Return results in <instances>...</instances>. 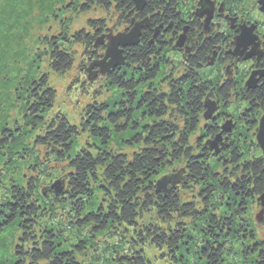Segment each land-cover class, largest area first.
<instances>
[{"label":"trees","instance_id":"1","mask_svg":"<svg viewBox=\"0 0 264 264\" xmlns=\"http://www.w3.org/2000/svg\"><path fill=\"white\" fill-rule=\"evenodd\" d=\"M3 2L13 17L0 15V252L8 242L14 249L0 264H153L151 249L173 262L194 253L182 264H264V221L250 213L264 191L263 153H246L241 137L225 156L210 152L206 142L222 132L223 118L204 117L207 99L235 107L248 115L238 123L247 134L264 111V87L223 82L220 67L208 64L215 41L196 45L199 68L174 72L180 61L171 64L144 35L124 49L128 68L104 77L120 99L89 104L71 123L61 111L50 114L57 94L41 68L63 76L79 59L87 75L105 50L87 28L102 31L108 21L95 15L74 30L76 17L116 11L125 24L133 0ZM165 5L148 0L144 11ZM43 14L59 32L32 33ZM83 132L96 142L75 152ZM121 138L127 148H113ZM165 177L168 192H158ZM56 180L65 182L60 194Z\"/></svg>","mask_w":264,"mask_h":264},{"label":"flooded vegetation","instance_id":"2","mask_svg":"<svg viewBox=\"0 0 264 264\" xmlns=\"http://www.w3.org/2000/svg\"><path fill=\"white\" fill-rule=\"evenodd\" d=\"M164 1L165 6L157 7L158 9L151 12V9L144 11L148 0L142 9L136 8L133 0L134 7L129 12V21L125 24L119 22L120 17L114 11L113 17H115V20L113 22L116 23L117 28H121L120 30L110 29L109 24L102 31L99 27L95 30L88 27V30L99 34V38L129 30L135 22L147 19L149 26L142 29L141 37H144V35L152 37V44L157 46V52L162 51L163 54L171 56V64L180 61L178 65L171 68L173 71H176L180 65L186 68H196L197 66L192 59L195 58L196 45H199L200 40L215 41L213 56L208 64L212 67L215 65L220 67L221 73L219 75L222 77L223 82L225 80L228 83H242L247 87L248 79L255 73L256 86L254 88L264 87V12L260 10L259 0H244L240 6L234 5L235 0ZM111 4H116V1ZM133 18L135 22H132ZM243 28L248 31V35L246 34L241 40L237 37L240 36ZM254 36L256 37L254 38ZM180 42L181 44H178ZM130 47L125 49H130ZM124 67H127V65L115 67L107 72L105 76L121 71ZM222 106L221 103L218 104L212 121L220 117L225 120L232 118L238 124L240 119L245 118L244 115L248 116L246 112H242L240 116L238 115L239 112L236 113L237 111L222 110ZM256 122L258 127V120ZM243 123L245 125V121ZM219 131L220 129L217 130V133ZM222 139L226 142H219L217 148L221 149L219 155L223 154L225 156L230 152V148L234 146L235 140L238 139L235 138L232 141L234 139L233 135L225 132L222 133ZM208 147L211 150L210 152L216 151L215 148L212 150L210 146ZM259 149L262 152L260 146Z\"/></svg>","mask_w":264,"mask_h":264},{"label":"rangeland","instance_id":"3","mask_svg":"<svg viewBox=\"0 0 264 264\" xmlns=\"http://www.w3.org/2000/svg\"><path fill=\"white\" fill-rule=\"evenodd\" d=\"M47 2H49V1H46V3ZM8 5L9 4L7 2H3V0H0V15L2 14V15L8 16L9 13H11ZM48 8L49 7L46 6V9H48ZM7 9H9L8 12H7ZM51 9H54V5ZM43 10H45L44 7H43ZM4 11L7 12V14H3ZM35 12H37V10ZM35 12H32L33 18H34ZM113 14H114V12H113ZM95 15L107 18V21H108L107 24H109L110 29H112V30H113V28H116L118 30L121 29L119 27L117 28L116 23L113 22L115 20V17H113V15L110 18L108 15H105L103 12H97L95 14L93 11H91L90 13H87L86 15L76 17V21L74 22L72 28L74 30L79 29L80 27H82V25H84V23L86 22V19L94 17ZM10 17H13L12 13H11ZM54 19L55 18L51 14L49 16H46L45 14H43L42 21L38 20L37 23H35V28L32 31V33L35 36H38L40 34L43 35L45 32H47L49 34L59 32L60 29H59V25H57L58 22L57 21L53 22ZM113 23H114V25H113ZM49 29H51V30L48 32ZM87 29H89V28H87ZM35 42L36 41H34V44H35ZM41 70H43L44 72H47L49 74L50 85L53 88H55L56 94H57L54 107L51 110L50 114L52 115L57 111H61L68 116L71 123H78V124L80 123L82 114L84 112V108L89 104L102 103V102L108 101L109 98L112 100V102L116 101V100L118 101L120 99V98L118 99V97L120 96L121 89L119 91L118 88H115L112 85H109L108 83H106L105 82L106 80L104 78V77H106L105 74H99L98 77L94 81H92L94 83L85 84L84 80H82V79H85L86 80L85 82H89V81L87 80V75L83 71H81V69L79 68V59L76 61L72 70L68 71L63 76L53 72L50 68H48L46 66V63H44ZM174 72H176V71H174ZM77 77L80 79V81H75V79ZM216 104H217V102H216ZM232 110L235 111L236 110L235 107ZM12 114L17 115L16 110H13ZM263 114H264V112L262 113V115ZM262 115L259 117L258 122H260ZM244 117H246V115H244ZM230 119L233 122V129H232V131L225 132V133L232 134L233 137H235V138L241 137L242 146L244 147V150L246 151V153L247 152L249 153L251 151H258L257 149L259 148V145H258V140H257V136H256L258 127L254 128L255 130H253V131L249 130V132H247V134H246L244 129H243V127L246 124L244 125V123L242 122V124L239 125V124H237V122H234L232 118H229V120ZM229 120H227V121H229ZM227 121H225V119H223L222 125L225 124ZM242 125H244V126H242ZM90 135L91 134H89V133L83 132L82 135H80L77 138L75 145H74L75 146L74 147L75 152L87 144H90V143L94 144L96 142V138L93 136H90ZM223 141H224V143L226 142V140L222 139V142ZM119 143H121L122 145H119ZM127 145H128V143L123 142L122 138L117 139L116 141L112 142V147L116 148L118 150H120V149L125 150L127 148ZM207 146H210V145H207ZM212 150H214V149H212ZM170 171L171 170L164 171L162 173V176L168 175V173ZM260 210H261L260 202L259 203H258V201L253 202L250 205V213H252V215H253V217H255V219H256V216ZM256 222H257V220H256ZM258 231L260 232L261 236L264 237V231L261 228H258ZM8 243L11 244V247H10V244L9 245H6V243L4 244V247L0 252V262L2 261V256L5 253L6 249H10V250L14 249V243L13 242H8ZM149 257L152 260L153 264H182L183 263L182 259L184 257L187 259V261L190 259L193 260L194 259V253L189 254L188 252H182L181 254H179V257H180L179 261L173 262V260H171L167 256H162V252L160 250H156V249L152 250L151 249Z\"/></svg>","mask_w":264,"mask_h":264},{"label":"water","instance_id":"4","mask_svg":"<svg viewBox=\"0 0 264 264\" xmlns=\"http://www.w3.org/2000/svg\"><path fill=\"white\" fill-rule=\"evenodd\" d=\"M147 0H134L135 7L138 9H142L146 4ZM260 10L264 12V0H259ZM132 22H135V19H132ZM146 26H149V22L146 20L135 22L132 28L126 31L118 32L117 34H108L106 36L99 37L95 42V47H99L100 45H105V52L103 57L99 59H95L90 62L87 67V75L90 81H94L99 74H106L111 69L115 67H121L126 65V57L124 55V49L126 47L135 46L139 44L142 29ZM246 34L248 35V31L243 28L242 33L237 38L243 39ZM256 36H254L255 38ZM178 44H181L178 43ZM96 69V70H95ZM261 76L263 75L260 74ZM256 86L255 73H253L247 81L248 88H254ZM206 112L204 117L206 120H209L213 117L215 111L217 110V104L215 101L207 99L205 101ZM222 132L219 133L215 139L209 140L206 142L207 145H210L211 149H216V154H218L221 149L217 148L219 142L222 141V133L230 132L233 129V122L231 119L222 125ZM257 140L258 145L260 146L263 156H264V114L262 115L258 130H257ZM168 181V177L161 178L157 181L156 187L158 192L166 193L168 192L166 189V185ZM52 188L56 192V194H60L64 191L65 182L61 180H56ZM259 202L261 205V210L256 216V220L258 223L264 221V191L259 196Z\"/></svg>","mask_w":264,"mask_h":264}]
</instances>
